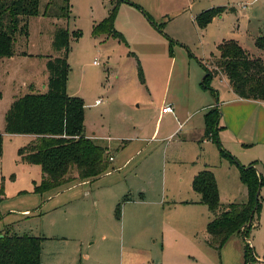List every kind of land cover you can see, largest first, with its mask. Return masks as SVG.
I'll use <instances>...</instances> for the list:
<instances>
[{
    "label": "rangeland",
    "instance_id": "1",
    "mask_svg": "<svg viewBox=\"0 0 264 264\" xmlns=\"http://www.w3.org/2000/svg\"><path fill=\"white\" fill-rule=\"evenodd\" d=\"M168 1L163 17H156L155 22L151 19L154 15L153 7L149 9V14L141 10L152 27L151 30L141 31L143 37L133 32L132 29L137 27L135 21L129 22L133 18L127 13L122 14L121 24L126 33L114 26L123 37L118 39L114 34H93L94 25L108 15L111 6L108 0H69L67 14H62L61 10L64 0H53L46 15L44 11L49 0H39L37 14L28 18L26 37L19 36L14 43L13 54L0 60V233L9 231L18 235L39 236L41 228L47 227L58 214L63 213V199L70 193L63 189L67 185L43 193L33 190V181L36 182L39 178V166L24 164L18 156V149L30 139L27 134L6 133L4 120L14 96L23 95L29 82L39 83L43 80L47 87L48 59L64 55L62 49L56 50L52 44L54 31L59 28L65 29L70 37L65 57L69 67L66 91L70 96L79 97L83 101L85 131L90 134L93 131L95 135L102 137L96 142L109 143L112 147L124 145L123 140L132 141L123 151L120 146L113 148L111 154L116 158L113 161L114 169L110 168L109 175L99 180L128 187L149 181L161 182L165 178L167 182H181V186L189 188L190 198H193L192 180L195 170L198 166L206 165L217 175L215 179L221 189V202H234V199L247 201L238 165L221 157L219 146L214 140L196 142L192 150L189 144L179 142L181 136L177 134L161 145L165 146L164 154L162 148L155 149L157 142L147 140L139 144L134 139L150 137L162 106L170 104L175 98L179 102L177 104L183 105L192 89H196L199 95L205 93L212 96L214 91L219 92L220 95L215 92L214 102L217 97L221 102L223 96L226 97L232 91L225 75L213 68H209L211 74L205 80V87L201 84L205 72L199 61L206 62L204 54L221 30H229L238 35L247 34L246 49L264 59V51L259 50L252 41L259 35L264 36V0ZM191 2L194 4L189 7ZM243 3H247L245 9L242 8ZM217 6L225 7V10L203 28L187 19V14ZM154 23L161 24V27L157 28ZM147 47H150L149 50ZM243 103L246 128L258 129L259 134H263L264 103L248 101L246 106ZM179 120L182 121L183 117L180 116ZM165 124L163 120L161 126ZM188 126L186 124L182 127V133ZM139 127L145 129L139 132ZM219 132L220 129L217 131V139L222 148L228 151L221 141L223 135ZM193 151L197 153L194 154ZM128 158L130 159L124 164L119 162ZM135 173L139 177H134ZM147 173L149 175L146 176ZM82 187L86 186H77L75 191ZM262 196L260 193V225L256 231L253 228L250 234L254 258L246 259L245 241L241 235L233 236L216 251L201 241L199 234L195 235L191 246L189 245L192 253L188 257L181 255L184 261L179 264H264L259 261L264 260ZM94 200L95 197H88L81 209L88 220L95 219L97 213ZM204 207L201 215L207 219L209 212ZM120 232L123 235V245H126V224ZM91 235L89 234L90 242ZM173 238L169 235L166 240L169 242L167 246L174 245V249L170 248L169 252H177L184 246L182 242H188L184 236H180V243H176ZM98 244L103 248L104 242L98 239L95 246L92 244L91 256L93 249L99 247ZM139 259L142 262L143 258ZM143 261L149 262V259ZM157 262L154 259V263Z\"/></svg>",
    "mask_w": 264,
    "mask_h": 264
},
{
    "label": "crops",
    "instance_id": "2",
    "mask_svg": "<svg viewBox=\"0 0 264 264\" xmlns=\"http://www.w3.org/2000/svg\"><path fill=\"white\" fill-rule=\"evenodd\" d=\"M129 1L137 4L140 8L127 2H121L114 26L125 34L126 30L121 24V15L127 13L133 18V20L129 22L135 21L137 24V27L132 30L135 35L139 37H143L141 31L151 30L152 28L146 20L143 11L149 14V9L153 7L152 11L154 15L151 19L155 22L156 17L157 19L163 17L166 3L169 2L168 0ZM193 4V2L189 3V7H192ZM196 13L197 12L187 14V19L189 18L190 22H193V24H195L194 19L199 12ZM247 32L250 36L251 32H249V29ZM247 37V34L238 35L229 30H221L216 34V37L212 39L211 47L207 50L206 54H204L207 63L202 60L201 62L206 67L214 69V65L211 64V61L218 56L217 45L228 39L236 40L250 55L260 57L246 49L247 45L245 44V39ZM256 38L252 39L254 43ZM147 48L149 50L150 47ZM208 54L210 55L208 56ZM5 58L7 57L1 58L0 60ZM219 71L222 72L221 70ZM223 75L225 74L223 73ZM225 80H227L232 90L226 76ZM25 89V93L44 92L46 90V82L43 80H40L39 83L31 81L26 85ZM215 92L216 91L213 92L212 96L206 95L205 93L199 95L200 93L196 89H192L183 102L184 106L177 104L179 102L175 98L174 101L176 102L171 101L169 104L173 108L171 112L162 113L161 110L158 112L155 127L150 137L141 136L136 137L134 140H137L136 142L139 144L147 140L157 142L155 149L162 148V152L164 153L166 151L165 146L161 145H164L167 139L173 138L175 135L179 134V136H181L178 139L179 142L189 144L192 146L191 148L193 150V146L196 142L209 139L204 134V114L211 108L215 107L218 111L220 108L221 113L218 120V127L220 129L219 133L223 135V137L221 136V141L225 148L237 158L236 161L239 164L247 166L254 163L258 172L264 178V133L259 134L258 129L250 130L246 128L244 123L246 117L243 103L245 102L246 106L248 101L262 103H264V101L242 99L232 90L226 97L223 96L221 102L218 101V97L216 98V102H214ZM216 94L220 95L219 92H216ZM16 97L17 96H14L13 100ZM180 116L183 117L182 121L179 120ZM163 120L166 124L162 127L161 123ZM186 124L189 126L185 129V132L182 133V127ZM142 129L139 127V132H141ZM91 133L92 134L85 131V135L95 141L102 138L101 136L95 135L93 131ZM31 138L32 137L28 135V139ZM123 141H125L124 145L117 144L114 147L109 143L100 144L109 151L107 152L110 153L112 157V160H110L112 162H110L112 169H114L113 161L116 159L115 156L111 154L113 148L120 146L123 151L127 145L131 144L129 142H132L131 140ZM195 153L197 152H194V154ZM129 159L130 158L124 161L119 160V162L124 164ZM203 169L210 168L206 167V165L198 166L194 176ZM146 170L150 173L148 168ZM110 172L111 170L109 169L107 172L94 179L77 180L66 184L67 186L64 185L66 187L63 189H67L70 193L63 199L64 202H62L61 206L64 208L63 213L58 214L47 227L41 228L38 233V237H43L40 264H155L154 259L158 261L156 264H179L184 261L181 255L188 257L192 253V250L189 249V245L191 246V240H194L195 235L200 234V240L209 246L207 244L208 234L206 232V225L214 215L208 210V218L202 217L201 213L205 210L204 206L206 205L200 201V195L193 189L194 196L190 198L188 187L181 186V182L179 183V181L178 183L167 182L165 178L162 179L161 182L149 181L144 184H131V186L128 187H122V185L116 182L99 180V178L109 175ZM148 173L146 176L149 175ZM214 174V176H217L216 173ZM41 176L42 173L39 167V178L36 182L40 181ZM134 177H139L138 173H135ZM34 182L35 181H33V183ZM77 186L86 187H82L75 191ZM217 187L219 188L218 193L220 198L221 189L219 184ZM167 188L169 189L167 190ZM263 190L264 184L260 188V193L263 195L262 198L264 199ZM244 193L247 195L246 187ZM56 194H58V191ZM90 196L95 197L94 207L95 210H97L95 219L93 218V220L86 219L81 210L85 200ZM226 201L227 202H221L220 199L222 205L236 202L244 203L245 200L234 199L232 200L234 202H231V200ZM117 205L120 206L119 217H116L115 214ZM55 210H57L56 207ZM27 211L28 210H24V212ZM124 224H126L128 235L126 245H123V235H120V230L124 228ZM259 225L260 216L259 224L257 228H255V231L259 228ZM89 234H92V242L89 240ZM169 235L174 237L173 240L176 243H180V236H184L188 242H182L184 246L177 252L175 250L169 252L168 250L170 248H172V250L174 249L173 244L172 246H167L169 242L166 240ZM236 235L238 234L230 236L228 240ZM98 239L104 242L103 248L98 244L99 247L93 249L91 256L90 251L93 245L95 246ZM251 242L250 240V244ZM175 253H177V258H175ZM138 254L141 255L143 260L149 259V262H144L143 260L139 262V258L141 257L140 255L138 257ZM156 255L158 256L156 257ZM259 261L264 262V260Z\"/></svg>",
    "mask_w": 264,
    "mask_h": 264
},
{
    "label": "trees",
    "instance_id": "3",
    "mask_svg": "<svg viewBox=\"0 0 264 264\" xmlns=\"http://www.w3.org/2000/svg\"><path fill=\"white\" fill-rule=\"evenodd\" d=\"M52 1L47 3L45 15ZM68 1L63 2L62 14L68 12ZM108 1L111 3L108 15L94 25L93 34H114L116 38L123 39L122 34L114 28V19L119 4L127 1ZM127 3L140 8L132 2ZM38 4L39 0H0V59L13 54L14 43L19 36L26 37L28 18L37 14ZM223 10L225 7L220 6L205 9L195 16V23L203 28ZM154 24L157 28L161 27V24ZM69 39L65 29L54 31L52 44L56 50L62 49L64 55L48 59L46 90L16 97L5 113L6 133L32 137L18 149V156L23 163L40 167L41 179L33 186L37 193L62 187L72 181L94 179L111 168L107 149L85 135L82 99L70 96L66 91L69 67L65 57ZM255 46L264 51L263 35L255 39ZM217 50L218 56L212 63L214 70L219 69L225 74L235 94L242 99L264 101V59L250 55L234 39L222 41L217 45ZM199 64L205 72L201 81L205 87V80L211 72L201 61ZM219 118L220 111L215 107L204 114V134L217 143L221 157L238 165L240 180L247 189V201L222 205L215 176L209 169L200 170L193 177L192 189L214 215L206 225L207 244L219 251L230 236L238 234L245 241L246 259L254 258L250 234L259 224V195L257 200L255 195L264 184V178L254 163L247 166L239 164L222 148L217 139ZM115 214L119 217V205ZM42 241L43 237L38 236L18 235L9 231L0 233V264H40Z\"/></svg>",
    "mask_w": 264,
    "mask_h": 264
},
{
    "label": "built area",
    "instance_id": "4",
    "mask_svg": "<svg viewBox=\"0 0 264 264\" xmlns=\"http://www.w3.org/2000/svg\"><path fill=\"white\" fill-rule=\"evenodd\" d=\"M246 6H247V3H243L242 4V8H246ZM99 102V100H97L96 101V103H98ZM173 110V108H172V106L171 105H164L162 108H161V112L162 113H165V112H171ZM109 160H112V157L111 156H109Z\"/></svg>",
    "mask_w": 264,
    "mask_h": 264
},
{
    "label": "water",
    "instance_id": "5",
    "mask_svg": "<svg viewBox=\"0 0 264 264\" xmlns=\"http://www.w3.org/2000/svg\"><path fill=\"white\" fill-rule=\"evenodd\" d=\"M259 192H260V190L258 189L257 192H256V195H255V199L256 200L258 199Z\"/></svg>",
    "mask_w": 264,
    "mask_h": 264
}]
</instances>
